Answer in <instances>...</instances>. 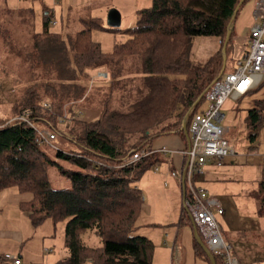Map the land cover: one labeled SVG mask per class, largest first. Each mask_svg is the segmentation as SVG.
Returning <instances> with one entry per match:
<instances>
[{
    "label": "trees",
    "instance_id": "trees-1",
    "mask_svg": "<svg viewBox=\"0 0 264 264\" xmlns=\"http://www.w3.org/2000/svg\"><path fill=\"white\" fill-rule=\"evenodd\" d=\"M240 1L151 0L150 7L136 12L135 25L125 30L126 40L115 43L111 54H104L90 39L89 29L97 24L75 32L65 42L48 31V11L42 14L41 34L29 29H34L31 8L16 13L21 26L32 35L26 51L16 54L37 73H32L33 83L14 104L11 117L28 110L33 122L56 130L58 117L65 112L73 119L63 131H56L73 147L63 150L41 144L34 130L24 124L1 128L0 190L16 187L20 193L31 194V199L20 202L19 207L33 226L47 219L53 223L65 221L68 256L58 264H151L152 242L133 233L143 203L134 183L152 168L153 156L127 166L122 165L123 160L150 151L152 141L161 135L176 134L186 141L182 122L189 112L188 134L192 115L200 112L199 106L221 70L227 30L250 0H243L231 21ZM233 35L232 28L225 48L224 72L231 69ZM206 36L219 40L218 49L203 65L192 66L191 40ZM95 69L106 71L110 90L120 88L123 81L130 86L127 108H110L108 98L95 103L99 112L96 119L85 121L74 117V110H82L79 104L87 99L86 86L79 77ZM257 88H264V78ZM44 104L49 109H43ZM7 120L1 118L0 123ZM263 122L264 95L246 111L248 144L255 142ZM51 167L69 187H50L47 170ZM256 194L258 214L264 216V168ZM179 222H190L184 210ZM88 230L101 239L100 247L90 248L81 241L80 236ZM194 248L211 264L198 243ZM214 264H222L220 258L214 257Z\"/></svg>",
    "mask_w": 264,
    "mask_h": 264
},
{
    "label": "rangeland",
    "instance_id": "rangeland-1",
    "mask_svg": "<svg viewBox=\"0 0 264 264\" xmlns=\"http://www.w3.org/2000/svg\"><path fill=\"white\" fill-rule=\"evenodd\" d=\"M252 1V0H250ZM246 2L239 11L238 21L236 20V30H234V35L232 39L233 50L239 49V53L246 49V38L243 36L245 34V28L247 24L245 21H241V16L245 15L244 12L248 8L249 3ZM21 8L26 9L30 7L34 14L33 28L36 34H41L42 27V14L43 12H49L51 14V22L48 24V31L50 33L60 35L65 42L71 38L75 32L85 28L86 26H92L97 24L98 26L91 27L89 29V36L91 41L97 43L104 54H111L114 50L115 43H120L126 40L125 30L131 28L136 23V11L143 9V7L148 8L151 5V0H29L23 1L21 3ZM19 9H12L9 4V0H0V119H10L11 112L14 109L15 103L19 102L24 94L25 88L28 84L33 83L32 72L29 65L21 61L20 56L16 53L17 51H26L28 42H30L31 31L24 26H21L20 18L16 15ZM110 9H116L120 14V25L117 29H108L106 23V15ZM119 9V10H118ZM7 10L11 11L6 13ZM251 16V12H250ZM86 22V25L83 23ZM252 22V18H251ZM239 25H243L242 32H238ZM251 25V24H250ZM216 38L213 36L206 37H195L191 40L190 49V64L192 66L203 65L216 50ZM236 57L233 52L230 53V57ZM229 71L226 68V72ZM106 72L103 69L87 70L84 75L79 77V82L86 86L87 89V99L83 103H80L82 110L75 109L76 117L85 121H94L99 112H97V106L95 103L101 102L106 99H110L109 106L112 109L125 110L127 108L126 100L127 89L129 90L126 82H121L122 86L117 89L110 90V77L107 76L105 79L97 77L98 73ZM109 90L111 92H109ZM257 96L263 97L264 88H257ZM115 97L117 99L115 100ZM228 100H231L230 98ZM232 101V100H231ZM239 101V100H238ZM236 101L234 112H235V123L233 126L228 125L229 112L221 109V113L224 114V120L220 125L227 126L232 130L233 133V147L236 152L235 155L243 159L244 166L253 167L255 164H261L264 166V122L258 131L257 138L253 144H248L246 142V126L245 117L246 111L252 108L254 100H251L248 104L243 101ZM237 104V105H236ZM207 102L204 100L199 109L206 108ZM65 114V112H64ZM188 119V118H187ZM67 126V121L63 123H58L56 126L57 131H63L64 127ZM37 129L44 128L40 123H36ZM229 136L227 137V139ZM53 149H63L68 150L73 147L66 138L62 135L56 133V139L50 142ZM47 149V148H45ZM148 171V170H147ZM48 181L52 189H63L69 187V183L59 177L55 172L54 168H48L47 170ZM141 178V177H140ZM139 178V179H140ZM138 179V180H139ZM137 180V181H138ZM140 184L142 191L141 195H145V191L149 192L151 200L153 201V196L156 191L161 192L165 187L160 185V189L155 187L150 180L142 179ZM140 180V181H141ZM145 180V181H144ZM136 181V182H137ZM9 193H7L5 199L0 195V200H3L5 205V210L0 213V218L4 217L7 221V229H13L14 233H19L21 237L16 239H6L4 242H0V247L8 249L9 252H13V248L19 246L23 243V250L30 249L34 254L35 250L39 246L51 250L50 255H46L42 261L38 259L37 262L33 264H58L61 260L68 256V252L64 246V228L65 221H59L53 223L51 220L47 219L38 226L31 225L28 218L23 219L19 216L18 209H12L11 205L15 203L28 201L31 199V194L20 193L16 187H10ZM17 193H15V191ZM2 191V190H0ZM179 195V188L174 187V192ZM158 192V193H159ZM172 192H167L170 195ZM1 194V193H0ZM164 203V204H163ZM155 201L153 204L149 202L142 203L140 214L145 219L151 215L150 208H152L153 215L156 217H162L167 215V209L169 214L175 207V200ZM166 211V212H165ZM135 231V230H134ZM133 234L136 235L134 232ZM81 241L90 248H96L101 246V239L91 230L84 232L80 236ZM19 240L21 243H19ZM41 243L43 246H41ZM154 246V245H153ZM154 251V249H153ZM40 254V253H39ZM153 255V254H152ZM161 262V261H159Z\"/></svg>",
    "mask_w": 264,
    "mask_h": 264
},
{
    "label": "crops",
    "instance_id": "crops-1",
    "mask_svg": "<svg viewBox=\"0 0 264 264\" xmlns=\"http://www.w3.org/2000/svg\"><path fill=\"white\" fill-rule=\"evenodd\" d=\"M23 1H27V4L29 2V0H9L11 10L21 8V3ZM251 11L252 2L249 3L248 8L244 12L245 15H242L240 20V22L244 20L245 24H247L245 28L246 32L243 35L245 38H247L248 29L251 24ZM238 16L239 15H237L233 24V30H236V20ZM242 29L243 25H239L238 32H242ZM216 40L218 49L219 40L217 38ZM232 52L238 55L239 49L233 50L232 46ZM212 55H210L209 58ZM233 58L234 56H231V59ZM261 98L262 97L257 96L255 92L236 100L231 98L232 101L226 100L223 105V110L229 112V121L227 122L229 127L233 126V123L236 121L234 120V103L236 101L239 100L241 101L240 103L245 101L248 104L251 100H258ZM204 109L205 108H202L200 111ZM224 127L227 129L224 137L227 139L229 136L227 140L233 145L232 130L227 126ZM186 145L185 139L176 134L161 135L155 138L150 147V150L154 151L153 154H151L154 164L152 168L141 176L142 179L145 177V179L150 180L158 189H160V185L165 187L163 190L161 189V192L156 191L153 196V201L151 200L149 192L145 191L148 193V196L147 194L145 195V193L143 194V200L146 204L147 202L153 204L155 201L163 203V200L166 201L167 197H170V200H175V207L170 214L167 209V215L156 217L153 215L152 208H150L151 215L149 217L145 219L141 216V212L136 220L134 231L136 235L144 236L154 245L151 264H209L195 252L194 246L195 243H197L198 236L196 235L191 219L189 218L190 222H187L186 225L180 224L179 222L183 210L184 192L181 181L172 177L171 173L177 172L182 168L184 160L179 154V151L186 147ZM161 149L171 150L174 151V153H162L160 152ZM262 158H264L263 154ZM243 161L244 160L237 155L224 158L220 165H217L215 160H209L202 166L201 173L194 175L193 183L205 189L209 196L215 198L219 202L223 210V215L215 214V219L220 225L224 240L231 245L232 254L238 261L241 264H264V216L258 214V202L256 199L259 183L263 179L264 166L255 164L250 168V166H244L245 164ZM141 178L135 182L134 185L142 193L144 190L140 187L142 183ZM175 186L179 188V195L176 191L174 192ZM8 189L9 188H6L0 191L3 200L7 193H9ZM17 192L15 191V193ZM167 192L172 193L168 195ZM3 200H0V213H3L5 210L6 203ZM19 204L17 203L16 205L13 203L11 208L18 209L20 211L19 216L26 219L28 214L20 209ZM6 223L7 221L4 217H1L0 242H4V240L10 238H22L19 233L10 232L13 231V229L5 228L7 226ZM19 243H21L20 240ZM41 246H43L42 243ZM39 248L38 246L33 254L30 249L26 248V250H23V243L19 246L16 245V247L13 248V252H9L8 249L0 247V257L9 253L18 256L22 264H33V262H37L38 259L42 261L46 255L52 253L50 250V252L46 254L45 248Z\"/></svg>",
    "mask_w": 264,
    "mask_h": 264
},
{
    "label": "built area",
    "instance_id": "built-area-1",
    "mask_svg": "<svg viewBox=\"0 0 264 264\" xmlns=\"http://www.w3.org/2000/svg\"><path fill=\"white\" fill-rule=\"evenodd\" d=\"M252 22L246 38V49L231 59V69L223 72L220 78L213 82L205 94L207 106L203 111L192 115L189 126V145L179 154L183 157L182 168L171 173V176L184 181L185 199L183 210L192 221L199 240L203 243L211 256L220 258L222 264H241L232 254V247L221 233L215 214L223 215L219 202L207 194V191L193 183L195 174L202 171V166L209 160H215L220 165L226 157L235 155L233 145L224 137L226 127L220 125L224 120L221 113L224 103L229 98L238 99L251 94L264 78V0H254L251 11ZM98 78L105 79L107 74L101 72ZM43 109H49L44 104ZM31 113L23 110L12 116L5 123H0V129L10 124L20 123L34 130L39 143L51 145L56 139V130L50 126L36 128V123L30 118ZM76 117V115H74ZM73 119L69 114L58 117V123L70 122ZM148 151L143 154H134L123 160L127 166L137 162L144 156L153 154ZM162 153L174 151L161 149ZM50 250L45 249L48 254ZM0 264H22L18 256L6 253L1 256Z\"/></svg>",
    "mask_w": 264,
    "mask_h": 264
},
{
    "label": "water",
    "instance_id": "water-1",
    "mask_svg": "<svg viewBox=\"0 0 264 264\" xmlns=\"http://www.w3.org/2000/svg\"><path fill=\"white\" fill-rule=\"evenodd\" d=\"M243 2V0H241L238 4V6L235 8V11H234V14L231 18V21L234 19V15L236 14V11L238 9V7L240 6V4ZM106 23H107V26L110 27V28H117L119 27L120 25V14L119 12L116 10V9H110L108 12H107V15H106ZM233 28V25L230 24L229 26V29L227 30V33H226V36L224 38V42H223V45H222V66H221V70L216 78L215 81H217L220 76L223 74L224 70H225V63H226V58H225V48H226V45L228 43V40H229V36H230V33H231V29ZM214 81V82H215ZM204 94H201L198 99L195 101V103L193 104V106H196L197 103L199 102V100L202 98ZM189 115V112L187 113L184 121L182 122V125H181V128L184 132V135L186 137V143H187V146L189 145V136L187 134V129H186V119ZM182 187H183V200L185 199V184H184V181L182 180ZM192 222V221H191ZM193 225V224H192ZM197 235V234H196ZM197 243L198 245L202 248V250L205 252V254L208 256L211 264H214V258L211 256V254L209 253V251L206 249V247L203 245V243L199 240V238H197Z\"/></svg>",
    "mask_w": 264,
    "mask_h": 264
}]
</instances>
